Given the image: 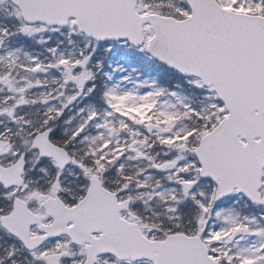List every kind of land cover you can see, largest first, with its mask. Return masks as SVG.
<instances>
[{"label": "snow or ice", "instance_id": "1", "mask_svg": "<svg viewBox=\"0 0 264 264\" xmlns=\"http://www.w3.org/2000/svg\"><path fill=\"white\" fill-rule=\"evenodd\" d=\"M0 264H264V0H0Z\"/></svg>", "mask_w": 264, "mask_h": 264}]
</instances>
